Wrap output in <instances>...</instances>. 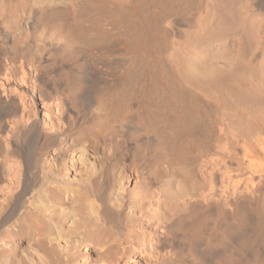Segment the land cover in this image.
<instances>
[{"label": "bare ground", "instance_id": "bare-ground-1", "mask_svg": "<svg viewBox=\"0 0 264 264\" xmlns=\"http://www.w3.org/2000/svg\"><path fill=\"white\" fill-rule=\"evenodd\" d=\"M17 75L42 119L4 88ZM213 124L264 147V0H0V264L262 254L259 198L216 220L189 162Z\"/></svg>", "mask_w": 264, "mask_h": 264}, {"label": "rangeland", "instance_id": "rangeland-1", "mask_svg": "<svg viewBox=\"0 0 264 264\" xmlns=\"http://www.w3.org/2000/svg\"><path fill=\"white\" fill-rule=\"evenodd\" d=\"M170 16L167 18L170 19ZM167 18L166 21L168 20ZM164 24L163 27H166L167 24L165 22ZM114 44L111 42L110 48L112 50L117 48V44L120 43L115 42ZM18 76L4 88L9 91L8 93L13 90L14 94L16 92L17 95H22L25 102L35 100L31 104L38 117L42 119L45 116L42 104L32 89H27L24 93V84L20 82ZM59 81V79L55 81L58 86L61 83ZM213 128L211 140L209 139L206 145H203V148L201 146L194 149L195 152L192 151L190 158L192 162L190 160L189 162L196 177L200 179L204 173L205 176L211 179L212 184L206 191V195L213 200H217L220 204V215L217 216L216 220L221 219L225 213H230L229 202L238 196H247L251 199L259 198L261 208L264 211V147L244 149L240 145L234 148H227L224 146L225 137L223 136V131L220 130L221 128L216 124ZM262 139L264 140V137ZM133 183V180L129 183L128 187L130 189H132ZM262 214L264 216V212ZM137 218V230L148 231L150 229L148 227L150 221L146 213L138 214ZM262 228L264 230V225ZM140 238H135V241L141 240ZM151 259L149 250L141 247L134 254L130 255L128 253L122 264H151ZM243 262L242 264H264V251L254 258L248 257Z\"/></svg>", "mask_w": 264, "mask_h": 264}]
</instances>
